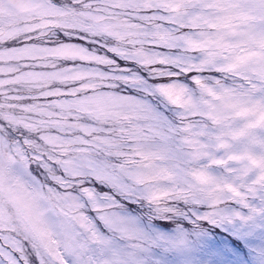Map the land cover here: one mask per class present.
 <instances>
[{
    "label": "snow or ice",
    "instance_id": "6c2138e0",
    "mask_svg": "<svg viewBox=\"0 0 264 264\" xmlns=\"http://www.w3.org/2000/svg\"><path fill=\"white\" fill-rule=\"evenodd\" d=\"M217 229L264 264V0H0V264H168Z\"/></svg>",
    "mask_w": 264,
    "mask_h": 264
},
{
    "label": "rangeland",
    "instance_id": "374dc122",
    "mask_svg": "<svg viewBox=\"0 0 264 264\" xmlns=\"http://www.w3.org/2000/svg\"><path fill=\"white\" fill-rule=\"evenodd\" d=\"M260 203V199L257 198L256 204L259 205ZM257 222L260 223L261 221L258 220ZM169 227V225H164L162 230L166 231ZM219 232L224 234L217 235ZM225 237H230L231 241L238 242L240 248L235 247ZM262 242H264V236L257 233L254 243L259 245ZM251 247L252 245H249L245 239L236 236L231 230L217 229L216 232H208L198 244L186 250L185 254H169L167 260L168 264H180V260L186 255L190 264H214V260L219 262V264H247L245 253H249ZM221 249L225 250L228 255H218ZM240 249H243V251Z\"/></svg>",
    "mask_w": 264,
    "mask_h": 264
}]
</instances>
